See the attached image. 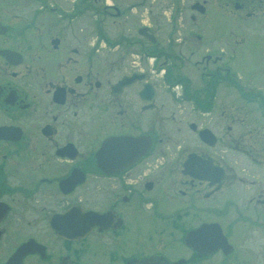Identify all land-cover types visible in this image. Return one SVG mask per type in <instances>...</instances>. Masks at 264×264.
Here are the masks:
<instances>
[{
  "label": "flooded vegetation",
  "instance_id": "flooded-vegetation-1",
  "mask_svg": "<svg viewBox=\"0 0 264 264\" xmlns=\"http://www.w3.org/2000/svg\"><path fill=\"white\" fill-rule=\"evenodd\" d=\"M196 3L167 45L103 46L88 0H0V264H264V0ZM233 89L248 140L162 102L210 116Z\"/></svg>",
  "mask_w": 264,
  "mask_h": 264
},
{
  "label": "rangeland",
  "instance_id": "rangeland-1",
  "mask_svg": "<svg viewBox=\"0 0 264 264\" xmlns=\"http://www.w3.org/2000/svg\"><path fill=\"white\" fill-rule=\"evenodd\" d=\"M88 1L93 6L90 5L88 9L87 18L85 17L86 24H83V28L87 31L90 43L96 40L99 35V28L111 41L121 40L120 44L135 45L140 43L147 44V41L138 34V29L148 25L153 29V33L156 35L160 44L167 45L169 44V38L180 37L182 34H185V31L187 32L196 27V20L191 18L194 14L191 6L195 0ZM118 11L120 14H118ZM198 19V28H203L207 34L210 33L211 27L209 21L205 18ZM201 34L204 35V33ZM236 50L237 53L240 51V49ZM242 51L245 54L246 52L249 53L242 60L251 58L249 46L242 48ZM238 54L240 56V53ZM253 59L259 60V56L257 55ZM240 65L244 68L241 73L244 76L245 83L257 84L261 81L259 77L253 76L255 66H258L254 60L240 62ZM245 86L249 87L248 85ZM235 92L233 89L230 99L224 100L219 98L216 103V110L210 116L198 115L192 112L189 104L177 103L173 106L169 99V93L165 90L162 94V102L167 105L168 111L170 110L168 112L169 120L170 113L177 116V119L179 117L183 118L186 135H188V123L196 120L200 125H208L218 135L222 136V142L248 140L249 137L244 136L246 135V130H249L251 126L253 131L249 130L250 134H256L254 131L257 123L253 121V117H250L252 115L249 109H252V106L235 99ZM229 126L230 129L228 130ZM258 135L264 136V129ZM252 139H257V136H253ZM185 140L193 142L194 138H188L186 136ZM237 159L240 161L239 157Z\"/></svg>",
  "mask_w": 264,
  "mask_h": 264
},
{
  "label": "water",
  "instance_id": "water-1",
  "mask_svg": "<svg viewBox=\"0 0 264 264\" xmlns=\"http://www.w3.org/2000/svg\"><path fill=\"white\" fill-rule=\"evenodd\" d=\"M194 8H196V6L194 5ZM148 32V29L147 28H143V29H140V33L141 34H144V35H147L152 41H155V37L153 35H150ZM201 136L202 138L204 139L205 142H207L208 144L212 145L214 143H216V136L208 129H204L201 131ZM112 142L110 141V143H108L107 145H111ZM105 145V147L107 146ZM193 158H194V155L190 156V160L185 164V167L186 168H189L193 162ZM189 171V169H188ZM191 172V171H189Z\"/></svg>",
  "mask_w": 264,
  "mask_h": 264
},
{
  "label": "trees",
  "instance_id": "trees-1",
  "mask_svg": "<svg viewBox=\"0 0 264 264\" xmlns=\"http://www.w3.org/2000/svg\"><path fill=\"white\" fill-rule=\"evenodd\" d=\"M108 42H109L110 44L116 43V42H112V41H110L109 39H108Z\"/></svg>",
  "mask_w": 264,
  "mask_h": 264
}]
</instances>
